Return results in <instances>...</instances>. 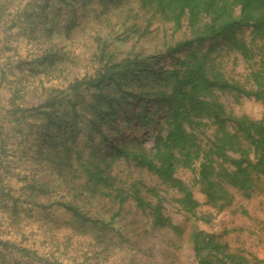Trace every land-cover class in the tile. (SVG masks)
I'll return each mask as SVG.
<instances>
[{
  "label": "rangeland",
  "instance_id": "1",
  "mask_svg": "<svg viewBox=\"0 0 264 264\" xmlns=\"http://www.w3.org/2000/svg\"><path fill=\"white\" fill-rule=\"evenodd\" d=\"M7 5L0 22V69L6 68V77L0 81V118L5 120L14 116L12 96L16 90L18 106H38L49 94L55 95L54 88L66 91L70 83L93 74L101 65V51L118 59L136 53L146 57L164 52L167 44L188 36L186 27L175 31L171 24L141 10L137 0H109L106 5L101 0H8ZM249 32L244 28L241 33L247 42ZM224 44L221 40L214 56L225 76L253 87L252 72L262 65V42L253 43L255 55L250 60ZM48 53H52V61L43 63L41 58ZM216 93L229 113L262 118V101ZM160 116L155 115L157 125L153 128L132 122L123 140L141 139L150 148L155 130L163 124ZM195 131L207 141L214 136L215 126ZM35 134L31 132L28 142ZM83 135L80 131L78 140L83 141ZM21 141L8 138L6 152H0V264H197L188 240L194 217L179 207L176 190L135 160L121 158L111 166L115 186L124 195H130L134 185L154 188L162 199L164 214L182 227L181 234L154 227L149 214L131 197L119 204L108 196L92 195L83 185L84 176L76 178L67 171L65 176L59 175L54 165L38 159L41 140L32 150ZM176 176L192 187L199 199L198 216L213 214L209 222L199 220L196 224L220 235L232 250L242 251L254 264H264V183L250 198L230 188L232 203L217 211L200 193L194 171L179 167ZM143 194L152 198L146 189ZM63 203L110 222L108 235H101V230L82 233L80 222L73 220Z\"/></svg>",
  "mask_w": 264,
  "mask_h": 264
},
{
  "label": "trees",
  "instance_id": "2",
  "mask_svg": "<svg viewBox=\"0 0 264 264\" xmlns=\"http://www.w3.org/2000/svg\"><path fill=\"white\" fill-rule=\"evenodd\" d=\"M101 1L106 5L109 0ZM137 1L141 10L171 24L175 31L186 27L188 36L167 44L164 52L146 57L136 53L118 59L101 51V65L93 74L70 83L66 91L54 88L55 95L49 94L38 106H18L16 90L13 118H0V152H6L4 144L10 137L22 139L28 150L41 140L38 159L54 165L59 175L65 176L67 171L76 178L84 176L83 185L92 195L108 196L119 204L131 197L149 214L154 227L181 234L182 227L164 214L162 199L154 188L134 185L131 194L124 195L115 186L111 166L121 158L133 159L180 194L176 200L179 207L194 217L188 240L197 264H254L242 251L232 250L220 235L196 224L199 220L209 222L213 214L198 216L200 201L176 172L179 167L194 171L200 193L217 211L232 203L230 188L247 198L261 189L264 113L260 119L229 113L216 92L252 96L264 104V55L261 67L252 72L254 86L247 88L225 76L214 53L221 40L246 60L254 57L256 40L262 42L259 53L264 52V0ZM7 2L0 4V22ZM244 28L250 30L249 42L241 36ZM51 54L41 61L51 62ZM5 69H0V81L6 77ZM155 115H161L163 124L155 130L150 148L141 139L123 140L132 122H139L144 129L155 127ZM31 117L37 120H28ZM209 124L215 126V133L204 141L195 130ZM80 131L83 141L78 140ZM31 132L36 134L28 142ZM143 189L152 198H146ZM63 205L73 220L80 222L82 233L101 230V235H108L110 222L89 217L72 204Z\"/></svg>",
  "mask_w": 264,
  "mask_h": 264
}]
</instances>
